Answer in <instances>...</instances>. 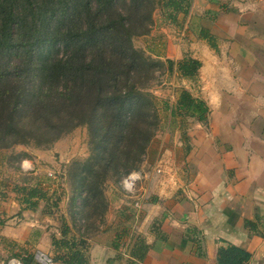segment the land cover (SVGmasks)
Here are the masks:
<instances>
[{"label": "trees", "instance_id": "trees-1", "mask_svg": "<svg viewBox=\"0 0 264 264\" xmlns=\"http://www.w3.org/2000/svg\"><path fill=\"white\" fill-rule=\"evenodd\" d=\"M190 1L0 0V150L29 143L49 148L74 128L87 127L95 156L75 177V193L85 206L102 194L109 174L120 179L138 171L158 128L153 97L142 82L163 62L143 57L133 38L149 32L157 7L173 23L180 13L188 14ZM199 32L210 41L206 30ZM166 66L193 80L200 63L185 57L168 59ZM139 74L144 75L140 83ZM164 107L173 117L181 113L201 121L207 113L205 103L186 89H180L174 105ZM19 190L29 206L46 197L40 187ZM67 233L63 223L62 239L53 244L65 251L55 261L87 264ZM248 257L236 247L219 249L217 264H241ZM14 258L38 264L32 254Z\"/></svg>", "mask_w": 264, "mask_h": 264}, {"label": "crops", "instance_id": "crops-1", "mask_svg": "<svg viewBox=\"0 0 264 264\" xmlns=\"http://www.w3.org/2000/svg\"><path fill=\"white\" fill-rule=\"evenodd\" d=\"M207 3L190 49L200 66L185 79L207 113L202 121L175 116L186 121L173 130L175 189L155 187L148 196L143 185L147 228L106 225L83 250L87 264H217L219 249L229 247L249 254L241 264H264V0ZM29 226L5 227L0 239L41 264L38 255L51 258L54 246L45 236L30 241Z\"/></svg>", "mask_w": 264, "mask_h": 264}, {"label": "rangeland", "instance_id": "rangeland-1", "mask_svg": "<svg viewBox=\"0 0 264 264\" xmlns=\"http://www.w3.org/2000/svg\"><path fill=\"white\" fill-rule=\"evenodd\" d=\"M226 1L238 2L245 6L250 0ZM190 2L188 14L183 16L180 13L173 23L166 18L160 7H157L152 14L153 23L150 24L149 32L133 38L134 48L141 52L143 57L163 62L162 65H153L150 71L152 73L145 76L148 81L144 80L143 74H139L136 79L138 83L144 80L142 83L148 84V92L153 97L152 108L158 116L157 131L137 167L148 182L146 184L143 177L136 188L135 195L139 197V207L135 205V197L127 194L121 185V179L135 172V169L123 174L120 179L109 174L105 178L102 194L95 195L86 206L81 202V196L75 193V177L80 178L79 167L87 160L94 159L92 148L95 143L91 144L87 127L78 126L49 148H38L34 143H29L0 150V219L4 221L0 230L28 224L32 225L28 228L30 241H38L45 236L49 242L54 243L55 240L62 239L61 231L65 223L68 227L66 239L78 243L77 248L87 250L88 240L98 235L108 224L121 226L122 222H130L134 225V230L143 231L147 228L149 220L145 222L141 214L146 209V203H143L140 197L141 188L145 185L144 189H149L148 196L149 193L153 194L155 187L158 188L156 191H174L178 170L173 162L176 160V153L171 149L177 137V131L173 130L178 125L186 126L184 120L176 124V118L171 116V110L165 109L164 104L171 107L180 89H187L194 95H199L197 87L194 88L179 77L176 70L171 73L166 66L168 59L176 61L178 57L191 58L190 49L198 31L197 17L205 14V6L208 3L207 0ZM24 165L28 166V169H23ZM20 187H40L46 197L34 206H29L22 201L23 193L19 190ZM75 195L73 202L72 197ZM73 211L75 214L72 215ZM82 211H85L84 215ZM122 213L125 216H122ZM3 239H0V264H22L14 255H21L23 252L12 241ZM52 251L51 258L54 259L65 250L54 246Z\"/></svg>", "mask_w": 264, "mask_h": 264}, {"label": "built area", "instance_id": "built-area-1", "mask_svg": "<svg viewBox=\"0 0 264 264\" xmlns=\"http://www.w3.org/2000/svg\"><path fill=\"white\" fill-rule=\"evenodd\" d=\"M23 169H28V166L24 165ZM143 177L144 176L141 174L140 171H135L126 175L121 181L123 190L129 195L135 196L136 188L143 179ZM135 205L139 207V198L135 199ZM38 260L41 264H52L51 258L42 256L40 254L38 255Z\"/></svg>", "mask_w": 264, "mask_h": 264}]
</instances>
